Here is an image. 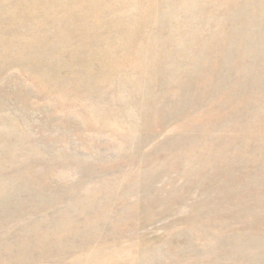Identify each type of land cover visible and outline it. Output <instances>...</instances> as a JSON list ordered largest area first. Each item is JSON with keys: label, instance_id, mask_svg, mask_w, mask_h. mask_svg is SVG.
<instances>
[{"label": "rangeland", "instance_id": "rangeland-1", "mask_svg": "<svg viewBox=\"0 0 264 264\" xmlns=\"http://www.w3.org/2000/svg\"><path fill=\"white\" fill-rule=\"evenodd\" d=\"M0 264H264V0H0Z\"/></svg>", "mask_w": 264, "mask_h": 264}]
</instances>
